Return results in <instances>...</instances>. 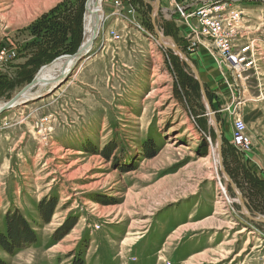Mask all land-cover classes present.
Here are the masks:
<instances>
[{"label": "rangeland", "instance_id": "1", "mask_svg": "<svg viewBox=\"0 0 264 264\" xmlns=\"http://www.w3.org/2000/svg\"><path fill=\"white\" fill-rule=\"evenodd\" d=\"M176 1L103 0L91 52L0 112V232L19 210L35 236L13 254L0 244V263L264 264V222L245 214L219 167L221 157L248 213L264 217V0L221 16L238 67L216 53L199 15L178 17ZM88 2L0 0V102L78 50ZM160 32L199 75L203 57L216 63L217 93L200 76L208 105ZM237 116L253 138L247 151L231 144Z\"/></svg>", "mask_w": 264, "mask_h": 264}, {"label": "built area", "instance_id": "2", "mask_svg": "<svg viewBox=\"0 0 264 264\" xmlns=\"http://www.w3.org/2000/svg\"><path fill=\"white\" fill-rule=\"evenodd\" d=\"M237 1L239 0H178L174 7L178 17L189 18L194 14L199 15L203 29L218 37V40L215 41L219 46L216 53L221 59H224L229 67L236 66L237 57L230 54V46L221 34L223 31L221 16H227L231 20L237 12L226 14L225 11H228L229 7ZM190 9L193 12H190ZM231 144L242 151H247L252 146V136L245 121L240 116L234 119Z\"/></svg>", "mask_w": 264, "mask_h": 264}, {"label": "bare ground", "instance_id": "3", "mask_svg": "<svg viewBox=\"0 0 264 264\" xmlns=\"http://www.w3.org/2000/svg\"><path fill=\"white\" fill-rule=\"evenodd\" d=\"M102 1L103 0H91V2H90L91 11L98 10L100 13H103ZM95 25H96V21H95V17H94L93 12H88L85 15V36H84V40H83L84 45L85 44L87 45L88 41L91 39ZM160 34L163 35L161 32H160ZM162 39H163L164 45H166L167 47H170V48H174L175 45L169 38L164 37V35H163ZM93 45H90V47L85 51V52H87L89 50L86 54L91 52ZM76 58L60 57L57 60L53 61L52 63L44 66L42 68L41 72L38 74V79H39L38 83L33 87L32 90L28 91L25 94L26 97L34 96L38 93H43L44 91H47L48 89H50L52 87V85H54L56 79H59L63 75V73H67L68 71L74 70V67H76L77 63L80 61V60H78L76 62ZM236 63H237L236 66L238 67V61L237 60H236ZM200 76H201L202 81H204L201 73H200L199 77ZM168 79L169 78H164L163 81L167 82V81H169ZM5 103L6 102H0V107H2ZM16 103L17 104H14L11 107H16L18 104L21 103V101H18ZM211 121L215 123V118L212 114H211ZM37 129H39L38 134L40 135V139H41L42 143H48L49 142V139H48L49 136L47 133L48 130L46 129L44 124L39 125ZM214 148H217V150H216V152L218 153L217 156L220 157L219 143H218L217 147H214ZM212 151L215 152V150L210 149V152H212ZM219 157H217V158H219ZM219 160H220V158H219ZM226 199L230 200V198L228 196L226 197ZM231 201H232V199H231ZM244 211H245L246 215H248V216L250 215L246 208H244ZM245 230L246 229H244L243 231H245ZM239 255L240 254H238V256Z\"/></svg>", "mask_w": 264, "mask_h": 264}, {"label": "water", "instance_id": "4", "mask_svg": "<svg viewBox=\"0 0 264 264\" xmlns=\"http://www.w3.org/2000/svg\"><path fill=\"white\" fill-rule=\"evenodd\" d=\"M90 2L91 0H89L88 2V5L86 7V14L88 12H93L94 14V17H95V21H96V25L94 27V30H93V34H92V37L91 39L88 41V44L84 45V41L82 42V44L80 45V47L78 48V50L74 53V54H70V55H67L66 57L67 58H76V62L78 60H80L87 52H85L89 47L90 45H93L94 43V40L95 38L97 37L98 35V32L103 24V13H100L98 10H94V11H91V7H90ZM153 17L155 18V15H153ZM153 24L155 26V28L157 29V26L155 25V19L153 20ZM158 31V30H157ZM161 39L163 37V35L159 34ZM174 50L177 51L180 56L182 57L183 60H185V62L193 69L194 71V74H195V77L196 79L198 80L199 84H200V87L202 88V92H203V95H204V98H205V101L207 102V105H208V98L206 97L205 93H204V84L203 82L201 81L200 77H199V72L197 70V68L190 62V60L187 58V56L180 50V48L174 44ZM57 60V59H55ZM42 68L38 71V73L36 74V76L29 82L27 83L25 86H23L10 100H8L1 108H0V112L4 109H8L10 108L11 106H13L14 104H17L16 102L18 101H23L25 98H26V93L30 90L33 89V87L38 83V74L41 72ZM70 71H68L67 73H63V75L59 78V79H56L55 83L59 82L60 80H63L68 74H69ZM214 115V113L211 111L210 113V116ZM217 135H218V139L221 140V136H220V132L217 131ZM219 167H220V170L224 176V178L226 179L227 181V184L232 186V188L235 190L237 196H238V200L240 203H242L243 207L245 208V205H244V202H243V198H242V195L241 193L239 192L238 188H237V185L235 184V182L233 181V179L230 177V175L228 174V172L226 171L224 165H223V162H222V159L220 157V160H219ZM249 212V211H248ZM250 213V212H249ZM250 218H252L253 220H257V221H262L264 222V217H253L251 214L249 215Z\"/></svg>", "mask_w": 264, "mask_h": 264}, {"label": "trees", "instance_id": "5", "mask_svg": "<svg viewBox=\"0 0 264 264\" xmlns=\"http://www.w3.org/2000/svg\"><path fill=\"white\" fill-rule=\"evenodd\" d=\"M55 205L54 202L49 204L43 216L46 220L50 219ZM5 223L6 230L0 232V244L8 253L13 254L16 250L35 241L32 228L19 210H15L11 213L9 212L6 216ZM66 232L67 231L63 232L61 236ZM76 264L82 263L78 260Z\"/></svg>", "mask_w": 264, "mask_h": 264}, {"label": "crops", "instance_id": "6", "mask_svg": "<svg viewBox=\"0 0 264 264\" xmlns=\"http://www.w3.org/2000/svg\"><path fill=\"white\" fill-rule=\"evenodd\" d=\"M216 63L210 57H203V61L199 62V70L201 75L203 76L204 83L208 84L209 88L212 89L213 92H218L219 85L216 83V79H218V74L216 71Z\"/></svg>", "mask_w": 264, "mask_h": 264}]
</instances>
